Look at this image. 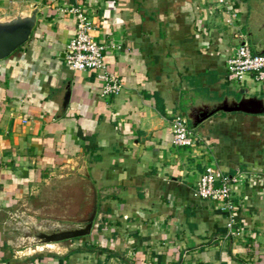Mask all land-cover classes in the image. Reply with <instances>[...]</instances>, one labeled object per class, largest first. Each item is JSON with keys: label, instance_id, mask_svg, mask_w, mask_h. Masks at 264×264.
<instances>
[{"label": "crops", "instance_id": "crops-1", "mask_svg": "<svg viewBox=\"0 0 264 264\" xmlns=\"http://www.w3.org/2000/svg\"><path fill=\"white\" fill-rule=\"evenodd\" d=\"M33 4L30 38L0 61V264H264V114L220 110L264 106V88H238L226 71L243 41L264 49V0H0V15ZM75 7L111 47L117 96L101 95L96 73L65 63L76 20L63 10ZM176 115L194 148L172 145ZM207 152L223 173L246 179L234 195L237 236L194 193ZM69 174L83 178L88 197L96 189L87 245L109 259L87 245L27 251L12 239L17 207Z\"/></svg>", "mask_w": 264, "mask_h": 264}, {"label": "built area", "instance_id": "built-area-1", "mask_svg": "<svg viewBox=\"0 0 264 264\" xmlns=\"http://www.w3.org/2000/svg\"><path fill=\"white\" fill-rule=\"evenodd\" d=\"M63 12L74 15L76 20L74 35L64 52L66 65L76 72L96 73L102 83L101 95L117 96L123 85L106 60V51L111 47L94 39V24L82 8H69ZM226 71L227 80L235 85L242 86L250 81L264 85V54L253 53L249 44L243 41L227 58ZM170 133L172 145L175 147L193 148L196 145V137L181 115H176L171 120ZM201 155L204 168L195 183L194 193L217 206L227 217L228 234L237 236L239 231L234 224L242 206L238 201H234V195L239 186L246 183V179L241 175L229 176L223 173L210 152Z\"/></svg>", "mask_w": 264, "mask_h": 264}, {"label": "rangeland", "instance_id": "rangeland-1", "mask_svg": "<svg viewBox=\"0 0 264 264\" xmlns=\"http://www.w3.org/2000/svg\"><path fill=\"white\" fill-rule=\"evenodd\" d=\"M257 45L253 42L249 43L253 53L260 49V46ZM248 84V82H245L242 86H236L246 88ZM251 84L264 88V85L254 81H251ZM88 190L85 182L80 177L69 174L61 179H52L47 187L36 193L35 198L24 205L18 206L15 210L10 222L12 230L10 233L14 236L13 241L19 244L23 250H34L36 247L44 246L35 245L34 240L31 238V233L36 228L69 227L80 223L81 219L88 217L91 210V206L86 205L88 199H90ZM86 200L87 203H85ZM87 240H90L89 236L54 244L73 245L74 247L77 244L85 246L90 243Z\"/></svg>", "mask_w": 264, "mask_h": 264}, {"label": "water", "instance_id": "water-1", "mask_svg": "<svg viewBox=\"0 0 264 264\" xmlns=\"http://www.w3.org/2000/svg\"><path fill=\"white\" fill-rule=\"evenodd\" d=\"M37 12L38 7L33 4L28 10H24L22 6H19L14 12H4L0 15V61L13 54L28 41L36 25ZM257 54L263 55L264 49ZM67 99L68 95L65 101ZM220 110L242 112L250 115L264 114V106H261L258 101L241 103L229 108L223 107ZM80 179L83 180V178ZM90 189L92 190V198L90 197L88 205L91 206V210L87 218L81 219L80 223L69 227L36 228L31 233L34 244L49 245L90 236L97 213L96 189L94 186Z\"/></svg>", "mask_w": 264, "mask_h": 264}, {"label": "trees", "instance_id": "trees-1", "mask_svg": "<svg viewBox=\"0 0 264 264\" xmlns=\"http://www.w3.org/2000/svg\"><path fill=\"white\" fill-rule=\"evenodd\" d=\"M101 229V228H100ZM80 239V238H79ZM75 240H77V239H75ZM89 249L92 251V250H96V253L98 254V255H102V254H104V253H106L107 254V256H108V259L111 257V255L112 254H110V251H108V250H106V249H102V248H99V247H97V248H95L94 246H89Z\"/></svg>", "mask_w": 264, "mask_h": 264}]
</instances>
